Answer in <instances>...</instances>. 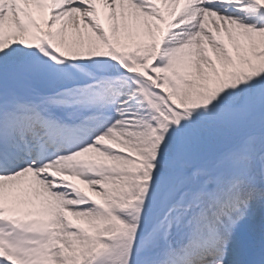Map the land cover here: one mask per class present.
Returning <instances> with one entry per match:
<instances>
[{
  "label": "snow or ice",
  "instance_id": "snow-or-ice-1",
  "mask_svg": "<svg viewBox=\"0 0 264 264\" xmlns=\"http://www.w3.org/2000/svg\"><path fill=\"white\" fill-rule=\"evenodd\" d=\"M0 264H264V0H0Z\"/></svg>",
  "mask_w": 264,
  "mask_h": 264
}]
</instances>
